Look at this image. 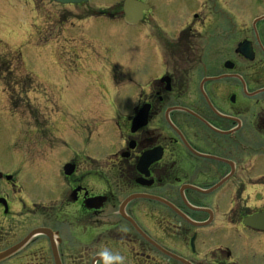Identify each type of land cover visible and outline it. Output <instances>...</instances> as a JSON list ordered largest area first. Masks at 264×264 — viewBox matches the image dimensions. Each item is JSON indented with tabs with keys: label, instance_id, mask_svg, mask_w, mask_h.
I'll list each match as a JSON object with an SVG mask.
<instances>
[{
	"label": "flooded vegetation",
	"instance_id": "flooded-vegetation-1",
	"mask_svg": "<svg viewBox=\"0 0 264 264\" xmlns=\"http://www.w3.org/2000/svg\"><path fill=\"white\" fill-rule=\"evenodd\" d=\"M138 1L149 9L128 24L126 0L81 17L57 11L91 0H36L44 26L36 35L53 65L38 63L45 79L52 83L58 72L71 89L81 70L98 74L103 94L88 87L98 83L88 76L80 89L94 99L106 94L119 116L106 126L100 100H68L69 113L59 118V99L34 89V132L23 131V140L29 135L27 146L41 143L52 155L36 164L22 150L17 173L0 168V254L13 252L0 264H119L105 261V251L123 264H264V0ZM92 16L134 28L132 46H89ZM54 21L63 37L44 40ZM105 51L140 75L126 79L125 102L113 77L121 72L102 71ZM69 52L77 54L74 70L59 62ZM7 73L1 79L27 94V78ZM58 158L60 181L52 183L49 163ZM257 217L261 226L251 223Z\"/></svg>",
	"mask_w": 264,
	"mask_h": 264
},
{
	"label": "rangeland",
	"instance_id": "rangeland-1",
	"mask_svg": "<svg viewBox=\"0 0 264 264\" xmlns=\"http://www.w3.org/2000/svg\"><path fill=\"white\" fill-rule=\"evenodd\" d=\"M110 2H115V0H91V3L87 6H80V7H66V9H58L57 13L58 16L66 17L69 13L68 11H73V16H85L88 13L89 9L92 10H102L103 8H107L111 10V7H103L108 5ZM148 2L155 6L157 3L153 0H148ZM42 5L41 3H39ZM102 7H98L101 6ZM97 7V9H94ZM44 11V10H43ZM39 11H37V5L36 0H0V69H4V65L2 63V60L5 59L10 64L8 69L14 70L15 75H17L20 78H27L26 84L27 87V94L18 93L19 87L12 91L10 88L6 87L5 92L3 85L0 81V168L11 170L10 172L17 173L18 170L16 169L19 167V159L17 155L18 152H22L24 150L28 158L31 160L36 161H45L46 159L43 157H48L52 155V151H46L48 149L44 148V146L39 143L38 145H28V142L31 141V138L28 136H25V138H28L29 141L23 140V131H31L32 128H34L33 119L30 115V112L35 110L37 106V97L38 94L35 93L34 89H44L48 95L54 100V102L58 101V106L54 110L55 116L61 118L65 117L66 114L68 115L69 110L67 108V105H70L68 100L70 102H77L81 103L84 102V100H87V102H93L96 100H100L102 102V113H104L103 119H105L107 125H113L114 122L113 119H116V116H119L118 113L111 109L107 95L105 94L103 97H100L96 95V98L94 99V96H92L91 90H87V93L82 91L80 89V84H84L85 77L88 76V78H93L95 81H98V83L90 84L89 86H98V94H103L102 90L99 87L104 88L106 84L103 83L101 80L102 78L98 74H93L88 70V73H85L82 71V76L76 77L74 76L73 79H70V84L73 85L76 82H79L78 88H67L68 84L65 86L60 85L63 84L59 82V78L61 76L58 72L56 76L51 77L53 82H48L45 79V73L43 69H39L38 63H42L45 65L46 68H52L53 65H51L52 60H50V55L45 52V48H42L41 45H39V38L36 35V29L43 30L44 26H41L38 24V14ZM94 13V12H93ZM92 13V14H93ZM43 14H45L46 17L49 18L50 11L46 10ZM55 15V13L53 12ZM88 31H87V37L85 39L87 40V44L89 46L98 47L97 44H112L117 47H124V45H128L129 47L132 46V37H133V30L134 28L127 27L125 25H121L118 22H112L109 18H102L97 16H92L88 20ZM117 27V28H116ZM110 29H116L119 31L122 38H116L112 36L109 33ZM73 32L78 34L77 37L83 36L84 32H82L79 28L73 26ZM67 31V30H66ZM64 31L61 29V26L56 22H52L47 27V36L44 38V40H47L51 37L57 36L60 34L63 37ZM82 32V33H80ZM75 36V35H74ZM62 37L59 38L62 40ZM83 38V39H84ZM82 37H78V40H83ZM84 41V40H83ZM42 42V41H41ZM66 44V43H65ZM66 48L63 51H60V53H65ZM91 52H93L91 50ZM105 51L102 59V71L107 73H120L121 75L114 74V78L118 80L122 86L121 89V95L122 101L127 100V96L124 94L125 90L123 89V85H128L129 83L126 82V79H129L131 76H140L136 72V68L132 67L131 62L127 61H118V64L114 59L115 56H111ZM59 56V62L65 63V68L68 70L76 69L78 66L76 65V59L77 54H74L71 56L70 52L69 55H62ZM19 56H21L19 60ZM114 62L113 64V70L111 69V64L107 60H111ZM121 58H125L126 55H119ZM61 59V60H60ZM3 68V69H2ZM63 68V66L61 67ZM8 69H6V72L1 73L0 77L8 76ZM64 69V68H63ZM98 73V71H95ZM30 77L32 79H30ZM83 77V79H82ZM115 81V80H114ZM66 81L64 82V84ZM42 84V85H41ZM17 84H14V87H16ZM43 86V87H42ZM72 87V86H71ZM86 87V86H85ZM105 90V88H104ZM10 92L14 94V98H11ZM44 92V91H43ZM128 92L130 93V89L128 87ZM19 94V95H18ZM21 95V97H20ZM26 95L29 98H26ZM57 95V96H56ZM26 99V102H25ZM45 103L41 105V111H46V108L44 107ZM39 107V106H38ZM69 107V106H68ZM126 108L127 105L125 106ZM73 110V109H72ZM79 110V109H77ZM121 114H125V112L121 111ZM78 129L82 130V127H78ZM89 131V128L87 129ZM86 132L87 134H91V132ZM34 132V130H33ZM32 137H34V134H32ZM68 141V140H67ZM64 148V146L61 143L56 144V148ZM82 147V143L80 142V145L78 148ZM31 149V151H29ZM31 156V157H30ZM60 158V156H58ZM58 160H54V162H50L49 166L52 172V183H56L60 181L59 178L56 176L58 175V171L60 169L61 162ZM48 166V164H47ZM48 166V167H49ZM50 183V182H49ZM59 185V184H58ZM49 189V187H46ZM45 189V188H44ZM43 189V191H44Z\"/></svg>",
	"mask_w": 264,
	"mask_h": 264
},
{
	"label": "water",
	"instance_id": "water-1",
	"mask_svg": "<svg viewBox=\"0 0 264 264\" xmlns=\"http://www.w3.org/2000/svg\"><path fill=\"white\" fill-rule=\"evenodd\" d=\"M55 2L57 3H60V4H81V3H85V2H88L89 0H54ZM146 9V7H144V5L140 2H137V1H133V0H129L128 2H126V5H125V13L128 17H131L135 14V12L137 10H139V13H141V11L143 9ZM130 19V18H129ZM128 22L131 23V20H127ZM71 167H67L66 168V174H72V170L70 169ZM8 253H4V254H0V260L4 259L6 257V255H8Z\"/></svg>",
	"mask_w": 264,
	"mask_h": 264
},
{
	"label": "clouds",
	"instance_id": "clouds-1",
	"mask_svg": "<svg viewBox=\"0 0 264 264\" xmlns=\"http://www.w3.org/2000/svg\"><path fill=\"white\" fill-rule=\"evenodd\" d=\"M102 255L104 256L105 261L116 260V261L119 262V264H123L124 257H122V256H119V255H117V256H110L107 251L103 252Z\"/></svg>",
	"mask_w": 264,
	"mask_h": 264
}]
</instances>
